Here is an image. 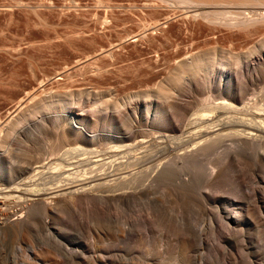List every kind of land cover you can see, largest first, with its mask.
<instances>
[{"label":"rangeland","instance_id":"374dc122","mask_svg":"<svg viewBox=\"0 0 264 264\" xmlns=\"http://www.w3.org/2000/svg\"><path fill=\"white\" fill-rule=\"evenodd\" d=\"M175 2L172 0H168V2L158 0H0V138L6 131L8 132L6 135L10 136L5 137L6 140H4L5 138L0 140V144L6 141V143L1 144L3 147L0 145V171L3 169L10 170V175L17 176L15 182L27 179L28 182H26L29 183V187L33 186L35 182L40 184L39 186L43 184L44 187L51 184L49 186L54 189L59 188L58 185L64 187L68 183L65 181L67 178L64 179L65 175H68L67 173L64 174L65 171H63L65 165H67V169H70V173L76 169L77 172L79 170V174L74 171L73 175L76 177L71 174L69 179L75 180L79 176L84 178L86 174L83 172L88 167L83 166V168L79 164L80 167H78L74 163L79 162L78 160H81L83 156H78L81 159L76 158V155L72 156L73 159L68 156L67 158H70L68 165L63 162L65 161V159L63 160L64 157L61 158L62 155L60 156L63 149L72 148L71 145L75 147L77 144L84 148H99L98 150H100L112 146L113 142L89 141L93 145L86 146L83 143H86V140L75 143L70 137L63 139L65 141L63 142L60 134L65 127H68V123H75L73 117L77 114L81 117L91 118L100 124L94 130L89 128L92 133L95 131L94 133L97 134H106L107 131L115 132L114 130L123 129L128 130L124 133L139 131L142 135L157 139L151 143L156 145L151 146L153 147H150L151 150L161 148L164 144L166 146L167 141L164 138L159 139L162 135L168 134L166 125H153L151 124L152 121L174 115L180 116V118H177L178 116L171 117L175 121L182 118L184 120L192 118L194 113L197 114L199 110H202L204 101L200 89L205 88L190 76H185L181 84H178L174 90L171 98L162 100L157 98L155 93L162 87L169 88L174 84L172 77L184 65L185 61L181 60L180 57L185 55L188 46L185 50L184 45L189 44L190 37L192 39L193 37H201L200 40L194 39L200 42V46H198L203 49L202 39L206 36L205 34L208 35L212 32H209L212 27L202 22L203 20L192 21L187 19L186 21L185 14H189L192 8ZM104 12H108L107 15L111 16V21L115 18L111 22H114L111 24L113 29L111 27L109 30L107 29L108 31L111 30L110 32L98 30L95 34L82 33L87 29L86 26L88 28L92 26V21L103 18L106 15ZM181 13L183 14V22ZM165 16H170L167 25H159L155 27L158 28L157 30L153 29V32L145 28H148L144 25L145 22L146 25H150L151 19L153 22V19L161 20ZM143 25L144 29L142 28ZM193 25L194 29L192 28ZM178 26L181 28L179 29ZM185 26H188V30L190 27L189 33ZM200 27L201 29H199ZM202 27L204 28L203 33ZM140 29L147 31L142 33ZM176 29L180 32L183 30L181 33L184 35ZM130 30L134 31L131 32ZM219 30L222 32L220 33ZM219 30L213 31L218 32L216 33L218 37L219 34H224L220 36L221 40L219 39L218 44L227 47L229 41L225 39L227 38L226 31L222 28ZM133 32L142 33L140 38L143 34L145 38L144 36V39L140 40L139 38L140 41L138 40V42L129 36ZM164 32L166 35L169 33L166 36L169 39L164 38ZM193 32L196 36L193 35ZM199 32L203 35L199 36ZM174 34L177 36L175 37ZM187 35H190L189 38H186ZM127 37L129 38L126 39ZM186 39L189 40L185 42ZM175 40L177 42L173 43ZM108 42L112 45L117 42L115 45L117 47L110 46L111 44ZM118 42L124 44H120L122 45L121 50L117 49L120 48ZM171 43L173 44L172 47H170ZM174 44L180 46L177 47ZM208 44L212 45V42L205 44V49L209 47ZM101 45L106 47V51L115 52H109L110 55H108V52H102L101 48L104 46ZM179 47L182 51L177 49ZM175 49L180 52L177 53ZM174 52L179 55L174 54ZM227 53L231 57L243 56V51H239V49L233 53ZM96 55L98 58L95 57ZM112 56L113 58H111ZM87 57L89 59H86ZM84 58L85 63L83 62ZM239 71L242 73L241 70ZM254 85L250 87L248 94H251L253 89L254 94L261 93L264 96V81L254 82ZM196 86L198 93L192 91V88ZM34 89L35 92L32 91ZM29 95L36 98L32 99L33 97L31 98ZM223 98L227 99L226 97ZM28 99L31 100L28 101L29 107L27 104L25 105ZM20 100L22 103L19 106L17 103ZM40 104L41 107L44 106L42 110ZM24 105L26 106L25 111ZM61 105L69 108L66 110L59 109L58 106ZM33 106H36L37 112ZM56 106L57 108H55ZM20 107L23 109H18ZM30 108L33 110L30 111ZM17 110L19 112L16 115ZM93 110L97 111L94 112ZM180 111L182 112L180 113ZM31 112H36V115L33 116ZM19 113L23 114L24 117L31 113L32 117H26L27 119L22 122L23 124L13 126L16 130L8 129L12 128L11 125L6 124V126L4 122L7 119L10 121L13 115L15 118L16 116L19 117ZM199 113L202 114L201 111ZM173 121L170 122L173 124ZM179 122H176V125ZM104 123L112 127H104ZM1 126L3 127L1 128ZM76 126L78 125L76 124ZM42 128L46 130L45 133ZM41 134L42 136H40ZM90 134L89 132L86 133V135ZM99 143L101 146L102 144L107 146L99 147ZM68 145L70 146L68 147ZM57 153H60L59 158L61 159H56ZM206 153L207 157L211 154L210 151ZM67 158L66 160H68ZM204 159L207 160L205 157ZM206 160H204V164H207ZM41 162L45 167L44 170L42 169V173L37 175L34 169L35 166L41 165ZM54 162L59 164L56 163V165ZM262 162L260 161L254 170L264 179ZM46 163L47 165L52 164L46 166ZM249 163L252 164L253 161L249 160ZM58 165L64 166L58 167L60 170L58 168L54 170V172L59 171V175L52 172V169ZM247 166L244 172L239 170L236 173H230L229 176L231 175L233 180L228 179L229 176L226 178L225 187L217 202V206H220L221 209L222 207L234 209L236 204L242 203L243 194L247 193L248 188L253 186L255 178L253 172L251 173L253 165ZM200 169L204 168L200 167ZM238 172L240 175L237 174ZM22 173L24 174L21 175ZM208 175L209 172L205 173L204 170H201L198 176H194L192 184L176 182L179 181V174L170 178L161 177V179L153 182V185L151 184L148 197L122 206L116 202L115 198L113 200L110 198L105 201L106 203H101V201L95 200L96 197L92 200L89 197L93 204L88 201V198L83 199L84 201L82 200L81 203L76 202V205L75 202L72 204L71 198V200L68 197L56 198L54 201L49 200L51 202L48 207L52 208L54 202L56 206L52 209L48 208L53 210V214L49 215V218L42 214L41 209L43 210L44 205L39 206L40 209L37 208L38 206L35 208L32 202L15 198L14 196L18 195L15 192L0 193V222L8 223L14 216H19L22 221L28 222L26 225L23 224L20 231L12 232L11 230L0 229V264H32L33 252L49 254L52 260H55V264H254L255 261L257 264H264V219L260 220V227L257 230L252 228V221L248 218L244 226L247 229L245 235L229 238L225 244H218L219 240L214 239L216 236H213L210 229H206L207 232L204 233L202 244H197V231L206 228L214 214L212 204L209 205L202 196L204 192L212 195L211 190L206 189L207 187L210 188L207 180ZM49 176L54 178H52V183ZM56 176L58 177L56 178ZM61 177L63 180H59ZM34 179L35 182L30 183ZM45 179H48L47 182ZM60 181L63 183L62 186ZM36 184L34 185L35 189L44 191V187L43 189L42 186L39 187ZM5 186L7 184L0 182V188ZM30 188L32 189V187ZM52 189L48 187L45 190ZM259 197L263 198V194L260 193ZM63 199L72 202L63 207L59 204ZM110 200L115 202V206ZM39 212L40 214H38ZM51 219L56 225L50 226L51 229H49L46 226L52 225ZM32 220H36V222ZM37 220L39 223L41 221V225ZM54 232L57 233V238H54ZM209 234H212L211 240ZM58 244L63 246L57 249L59 248ZM243 245L246 248L244 252L241 250ZM74 250L83 251L79 255L73 253ZM248 252H252L255 256L248 254Z\"/></svg>","mask_w":264,"mask_h":264},{"label":"bare ground","instance_id":"6f19581e","mask_svg":"<svg viewBox=\"0 0 264 264\" xmlns=\"http://www.w3.org/2000/svg\"><path fill=\"white\" fill-rule=\"evenodd\" d=\"M158 1H162V2L167 1L168 2V0H158ZM172 1H174V2L176 1L175 3H177V4L179 3V4L187 5L190 8H192V11H190L189 14L187 13L188 16H186L187 14H185V17H186L185 20L186 21H187V19H191L192 21L199 19V20H203L202 22H205V24L207 23L209 26L212 27V29L208 28L210 30L209 32H211V31L212 32L209 33L208 35L205 34L206 36L205 37L203 36L204 39H202V42L204 43V45H203L204 47H205V44H207L209 42H212V45L208 44L209 45V47L207 45L208 48L205 49L203 47V49L201 48L202 49L201 50L199 48L200 42L195 40L197 38L200 40L201 37L196 38V37H193L192 34H190L193 37V39L190 37L191 41L189 39L185 40V42L187 40H189L188 41L189 44L184 45V49L186 50V46H188V49L186 50L185 55L180 57V59L185 61V62H184L183 67L181 68V70L180 71L177 70L175 76L172 77V81L174 84L171 85L169 88H165V87L160 88L155 94H156L157 98L162 99V100L171 98L173 96L172 94L174 93V90L178 87V84H181V82L183 81L185 76H190L193 80L200 83L201 85H203L202 87L205 88V89H200V90H202L201 95L203 96V101H204V105L202 106V110H199V112L201 111L202 114H200L199 112L197 114L194 113L192 118L190 117L187 120L185 119L186 121L184 120V118H182L179 120L180 122L178 120L175 121L173 119L175 121L174 122L171 118V117L175 118L178 115L166 116L165 118H162V119L153 120L151 123L153 125H158V126L159 125H166L167 133H168L166 135H162V137H160V138L157 137L161 140L164 138L167 141V145L165 146V144H164V145H162L163 147L157 148V149L155 148V150H151V148H153L151 146H156L154 143H153V145L151 144L154 140H157V139H155V137L142 135L139 131L138 132L133 131V132H129V133H124V132L128 131V130H124V129L123 130H114L115 132L107 131L106 134H100V133L97 134V133H94L95 131L92 133V132H90L89 128L94 130L100 124H98L97 121H95L91 118L81 117L79 114H77V116L73 117V120L75 123L74 124L68 123V127L67 128L65 127V129H63V131L61 132L60 135L62 137V140L67 139V137H70L72 142H75V143H81L84 140H86L87 141L86 143L83 142L84 145H86V146L93 145L89 141H96V142L111 141V142H113L112 144L114 145V146L113 145L109 146L105 149L102 148V149L98 150L99 148L97 149V148L91 147L92 149H88V148H84V147L77 145V144L75 145L73 143L75 145V147H73V145H71L72 148L70 147L69 149H67V147H66V150L63 149L62 153L61 154L59 153L60 156L62 155L61 158L64 157L63 160L65 159V161H63V160H61V161L65 162L66 164H68V162L70 160V158H67L68 156H70L71 158H72V156L74 157V155L77 156L76 158H80L81 156H83V157L87 156L86 158H83V157H82V159L80 158L81 160H78L79 162H74L77 164L76 166H78V167H80L79 165H81L82 167L83 166L88 167L86 171L83 169L85 171L83 173L86 174V176L84 175L85 176L84 178L79 176V178H81V179H79L78 177L75 178V180L69 179L68 177H70L74 174L75 166L73 165L74 168H72L74 170V171H72L73 173L72 172L70 173V169H67L66 168L67 165H65L66 170L65 169L63 170V168H61L63 171H65L64 174L65 173L68 174L67 176L65 175V178L62 176L64 179L67 178V180H65V181H68V183L64 187L62 186L63 183L61 181L60 182H61L62 187H60L58 185L59 188H55V189L53 187H52L53 188L52 189L49 186L51 184L48 185L47 183H46L48 185L47 187L42 186L43 184L41 185L42 186L41 187V186H39L40 184L39 185L36 184L35 179H34V181L32 180L30 182V183L35 182V184L41 188L44 187L46 189L49 187L50 189H52V190H45L43 188L44 189V191H43L42 189L41 190L40 189L38 190L37 188L35 189V186H34L35 184L33 185L34 188L32 185L30 186V187H32V189H31L29 187V183L27 184L28 181L26 179L29 177H26L25 181L19 180V182H15V180H17V176L10 175V170L3 169L0 171V182H2V184H7V186L0 188V193H14L15 192L16 194H18L16 196H14L15 198H18V199L23 200V201L32 202L33 207H35V208L37 206H38L37 208H39V206L41 207L44 205V208L42 207L43 210L41 209V211H42L43 215L48 217L49 215L53 214V212H52L53 210H51V209L56 207L55 202H54V204L52 203L53 204L52 208L48 207L50 205L49 203L51 201H54V199H56V198H61V199L64 197H68L69 199L71 198L73 200V202L71 201L72 204L75 202V205L77 203H81L83 199L86 200L89 197L91 198V200H92V198L96 197L95 200L101 201V203H106L105 202L106 200H109L110 198L113 200V198H115L116 202L122 206L123 204H127L129 202L131 203L132 201L134 202V201L143 200L146 197H148L149 188L153 185V182H155L159 178L161 179V177L170 178L171 176H177L179 174V176H178L179 181H176V182H179V184L180 183L181 184H188V183L192 184L194 182V179H193L194 176H198V174H200V171L204 170L205 173L209 172L207 180H208L209 185H210V188H208V187L207 188L205 187V188L210 189L212 195H208L204 192V193H202V196L205 198V200L207 201V203L209 205L212 204L211 206L214 210L213 211L214 214L212 215V217H211L209 223L207 224L206 228L204 227V229L201 228L197 231V237H196L197 244L198 245L202 244V241H203L204 235H205L204 233H205L206 229H210L213 236H216V238H214V239L219 240V242L217 241L218 244L219 243L225 244L228 242L229 238H233L236 236L243 237L245 235L244 233H246V230H247L244 227L245 221L248 220V218H250L252 221V228L257 229V230L259 229L260 220L264 219V179L262 177H260V175H258L254 169H256L255 167L258 166V163L260 161H263L262 163H263V167H264V96L261 93L260 94L259 93L254 94L255 91L253 89H252L253 93L251 92V94H248V91L250 90V87L255 86L254 82H259L261 80L264 81V0H172ZM154 12H155V10H154ZM187 12H189V11H187ZM105 13L106 12H104V14ZM111 13H113V12H111ZM182 13L184 14V12H182ZM182 13H181V15H182L181 18L183 17ZM107 14H108V12L106 13V15L103 18H99V19L97 18L94 21H92L91 22L92 26H90L88 24L90 27L88 28V26H86L87 29L85 28L86 30L82 31V33H90V34L93 33V34H95L98 30H104V31H106L107 29L109 30V28L111 27V24L114 23V22L113 23H111V22L114 21L115 18H114V20L111 21V16H109ZM169 18H170V16L169 17L165 16L161 20L160 19H158V20L153 19V22L151 21L152 20L151 19L150 25H146V22H145L144 25L148 26V28L147 27H145V28L148 30H152V32H153V29L155 27H157L159 25L166 24L167 22H169L170 21ZM112 19H113V17H112ZM181 20L183 22V18ZM189 22H188V24H189ZM195 22L197 23V21H195ZM198 22H200V21H198ZM144 25L142 26V28L144 27ZM178 25H179V23H178ZM185 25H186V23H185ZM194 25L192 26L193 29H194ZM136 26H138V25H136ZM181 26L180 27L178 26V28L180 29ZM190 26H191V24H190ZM160 27H163V26H160ZM187 27L185 28L186 30H188ZM111 28L113 29V27H111ZM204 28H206V27L204 26ZM204 28L202 29V33L204 32L203 31ZM220 28H222V29H224V31H226L225 33H226L227 38H225V39L229 41L227 47H223V46H220L218 44L220 42L219 39L221 40L220 36H223L224 34L223 35L219 34L220 35L219 36L220 38H219L218 35L216 34L218 32H216V33L213 32L215 30L216 31L219 30ZM155 29L157 30L158 28H155ZM193 29H191V30H193ZM197 29H196V32H197ZM199 29H201V27ZM176 30H178V29H176ZM189 30H190V27H189ZM189 30H188V33H189ZM110 31H108V32H110ZM132 31H134V30H132ZM140 31H142V29H140ZM144 31H147V30H144ZM144 31H142V33ZM165 32L163 34L164 38H166V36L169 34L167 32L168 34L166 35ZM173 32H174V30H173ZM181 32H183V30H181ZM181 32H180V34H183ZM219 32L221 33L222 31L219 30ZM142 33H140V34H142ZM170 33H171V31H170ZM176 33L178 34V32H176ZM191 33H192V31H191ZM194 33L195 32H193V35H194ZM200 33L201 32L198 33L199 36L200 35L202 36L203 34H200ZM102 34H103V32H102ZM128 34H130V33H128ZM128 34H127V36H128ZM140 34H139V32H133L129 36H131L132 39H135L138 41L139 38L141 37ZM170 35H169V37H170ZM172 35H173V33H172ZM121 36H123V35H121ZM143 36H144V34H143ZM143 36H142V38H143ZM174 36H175V34H174ZM189 36L187 35L186 38H189ZM194 36H196V35H194ZM175 37H174V39H175ZM128 38L129 37H127L126 39H128ZM142 38H140V40ZM144 38H145V36H144ZM147 38H148V36H147ZM184 38H185V36H184ZM167 39H169V38L167 37L166 40ZM171 39H172V37H171ZM118 40H119V38H118ZM127 41H129V40H127ZM175 42H177V41L175 40L173 43H175ZM121 43L123 44V42H121ZM121 43H119L118 45H120ZM179 43H177V44H179ZM108 44H111L110 46H115V45H117V42H115L114 45H112V43H110V42H108ZM177 44H174V45L177 46ZM121 46L122 45H120V48L118 47L117 49L121 50ZM172 46H173V44L171 43L170 47H172ZM178 46H180V45H178ZM115 47H117V46H115ZM182 47L183 46L181 45V48ZM105 48H106L105 46H104V48H101L102 52H108L105 50ZM107 49H109V48H107ZM110 49H111V47H110ZM177 49H180V47ZM238 49H239V51H243L242 57L241 56L231 57V56H229L230 54L227 53V52L233 53L234 51H236ZM119 50H117V51L119 52ZM170 50H171V48H170ZM172 50H174V49H172ZM180 50L182 51V49H180ZM178 51H177V53H178ZM102 52H101V54H103ZM109 52L113 53L115 51L111 50ZM156 52H157V50H156ZM114 54H113V56H114ZM174 54H176V53L174 52ZM98 55H100V54H98ZM108 55H110V53ZM176 55H179V54H176ZM89 56H91V55H89ZM113 56L111 58H113ZM95 57H97V55ZM86 59H89V58L87 57ZM94 60H95V58H94ZM79 61H81V60H79ZM83 62L85 63V58H84ZM78 63H81V62H78ZM78 63H77V65H78ZM75 67H76V65H75ZM239 70H241L242 73H240ZM64 72H66V71H64ZM57 75H59V74H57ZM62 77H63V74H62ZM64 77H66V76H64ZM201 77H202V79H201ZM32 91L35 92V89ZM192 91L195 93H198L197 86L193 87ZM42 92L45 93V91H42ZM28 93L30 94V92H28ZM25 96H26V94H25ZM29 96H31V95H29ZM32 97L33 96H31V98ZM34 97L32 99H34ZM223 97H226L227 99H224ZM26 98H28V97H26ZM22 100H23V98H22ZM28 101H29V99L26 101L25 105L27 104V106L29 107ZM21 103H22V101L20 100V102H18L17 105H19ZM50 104H49V106H50ZM25 105L23 107L24 111H25V107H26ZM44 106H46V104ZM44 106L42 105V107H44ZM35 107L36 106H33L34 110H35ZM42 107L40 104L41 110H42ZM23 108L20 107L18 109H23ZM49 108H51V107H49ZM55 108H57V106ZM58 108L59 109L61 108L62 110H66L69 107L66 108L65 106L61 105V106H58ZM47 109H45V110H47ZM32 110L33 109H31L30 111H32ZM20 111H22V110H20ZM96 111H94V112H96ZM12 112H14V111H12ZM16 112H17L16 113V115H17L19 111L17 110ZM36 112L35 113L31 112V113H33V116H34V114L36 115ZM181 112L182 111H180V113ZM21 113H23V111ZM21 113H19L20 114L19 117L15 115L16 118L13 117L14 116L13 115L12 119H10V121L7 119L6 122L7 121H9V122L8 123L4 122L5 125L9 124L8 126L11 125L12 128H8V127H5V128L12 130V129H14L13 126H16L18 124H20V125L23 124L22 122H24L27 119L26 117H29V116L32 117L31 113H29V116H26V117H24L23 114H21ZM38 113H39V111H38ZM176 114H177V112H176ZM179 115H181V114H179ZM181 117H183V116H181ZM177 118H180V116H178ZM28 119L30 120V118H28ZM170 121L171 122L173 121V124ZM176 122H179V123L176 125ZM76 124L78 126H76ZM2 125L4 126V124H2ZM3 126H1V128ZM103 126L104 127H112L107 123H104ZM45 129H46V126H45ZM14 130H16V129H14ZM45 132H46V130H44V133ZM87 132H89L93 135H91V134L86 135ZM6 133H8V132L6 131L4 133V135L1 136V138L3 137L2 139L0 138L1 141L5 137L6 138L10 137L8 134H7L8 135L7 136ZM52 135H53V133H52ZM40 136H42V134ZM6 138L4 140H6ZM62 140H60V141L62 142ZM161 140H159V141H161ZM3 142L6 143V141H3ZM63 142H65V141L63 140ZM66 142L69 143V141H66ZM158 142H156V143H158ZM163 142H160V143H163ZM98 145H97V147H98ZM110 145H111V143H110ZM69 146L70 145H68V147ZM100 146H101V144L99 145V147ZM102 146H107V145L102 144ZM1 147H3V146L1 145ZM207 151H210V153H211L209 156L210 158L206 156ZM59 154L58 153L56 154V155H58V157L56 159H58L60 157ZM78 156H80V157H78ZM65 157L68 160H66ZM204 157L207 158V160L204 159ZM61 158H59V159H61ZM74 160H75V158H74ZM74 160H72V161H74ZM204 160L207 161V164L203 163ZM249 160H252L253 163L250 164ZM72 161H71V163H72ZM75 161H77V160H75ZM54 163L56 164L58 162H54ZM37 164H39V163H37ZM40 164L41 165L35 166V169H34L36 171L37 175L40 172L42 173V169L45 167V165H42V162ZM51 164L50 165L48 164V165L51 166ZM48 165L46 163V166H48ZM247 165H253V168L251 169L252 170L251 173L253 172V174H254L253 176L255 177L254 181H253V186L248 188L247 193L243 194L242 203L236 204V207L234 209L224 208V207H222V209H221L220 206H217L218 205L217 202L221 197V191L225 187L226 178L229 176L230 173H236L239 170H243V172H244L245 169L248 167ZM61 166L58 165V166H56V168L54 166L55 169H52V172H54V170H56L58 167H61ZM62 167H64V166H62ZM200 167L204 168V169L199 170ZM102 168H103V170H102ZM45 169H47V168H45ZM79 169H81V168H79ZM58 170H60V168H58ZM55 172L58 173L59 171L58 172L55 171ZM75 172H77V169ZM78 172H79V170H78ZM24 173H22L21 175H23ZM48 173H50V172H48ZM80 173H81V171H80ZM83 173H81V174H83ZM78 174H77V176H78ZM237 174L240 175L239 172ZM43 175H42V177H43ZM58 175H59V173H58ZM33 176H31V178ZM39 176H40V174H39ZM45 176H46V174H45ZM50 176H49V178H50ZM74 176L75 175H73V177ZM230 176L228 177V179L233 178ZM57 177L58 176H56V178ZM62 177L59 180H63ZM73 177H72V179H73ZM52 178H50V180H52ZM48 179H45V181ZM241 180H242V178H241ZM52 182H53V180L51 181V183ZM208 182L206 181V184H208ZM46 184H45V186H46ZM38 186H36V187H38ZM55 187H57V185H55ZM260 193L263 194V198L259 197ZM90 198L88 201H90L93 204V201H91ZM115 199H114V201H115ZM49 200H51V201L49 202ZM112 200H110V201H112ZM69 202L70 201H68V199L67 200L63 199V200H61V202L59 204L64 207L66 204L71 203V202L70 203ZM87 203H82V204L86 205ZM113 203L115 206V202H113ZM82 204H79V205H82ZM105 205H107V204H105ZM48 208H51V209L49 210ZM94 209H95V207H94ZM101 212H100V214H101ZM103 213L105 214V212H103ZM38 214H40V212ZM104 214H102V215H104ZM99 219H101V218L99 217ZM32 221H34V220H32ZM24 222L25 221H22L19 216H17V217L14 216V218L12 220H10L8 223L4 224V222H0V224L2 225V226L0 225V229L11 230L12 232L20 231L23 227V224H25V225L28 224V222H25V223ZM34 222H36V220ZM38 223H39V221H38ZM51 223H52V225H48L49 227L48 226H46V227L51 229V227H54L56 225V223H54V220H52V219H51ZM39 224L41 225V221ZM53 235H54V238H57V236H58L56 232H54ZM211 235L210 234L208 235L211 237V238L209 237L210 240L212 239ZM181 236H182V234H181ZM205 238H206V236H205ZM62 244L61 245L58 244L59 248H57V249H60L63 246ZM241 250L243 252L246 250L245 245H243L241 247ZM70 251H72V250H70ZM81 251H83V250H81ZM81 251L78 252L77 250H74L73 253L80 255ZM248 254H250L252 256L254 255V254H252V252H248ZM33 256H34V259H33L32 264H55V260H52L50 255L47 253L44 254V253L33 252ZM254 264H257L256 261L254 262Z\"/></svg>","mask_w":264,"mask_h":264}]
</instances>
